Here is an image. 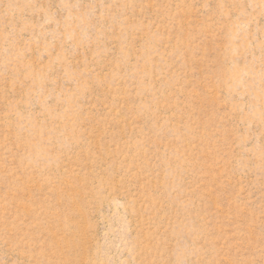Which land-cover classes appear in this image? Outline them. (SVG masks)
I'll return each mask as SVG.
<instances>
[{
	"label": "rangeland",
	"instance_id": "374dc122",
	"mask_svg": "<svg viewBox=\"0 0 264 264\" xmlns=\"http://www.w3.org/2000/svg\"><path fill=\"white\" fill-rule=\"evenodd\" d=\"M0 264H264V0H0Z\"/></svg>",
	"mask_w": 264,
	"mask_h": 264
}]
</instances>
